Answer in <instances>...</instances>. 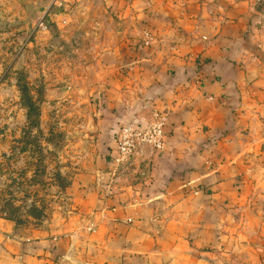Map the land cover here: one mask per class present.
I'll use <instances>...</instances> for the list:
<instances>
[{
  "label": "crops",
  "instance_id": "obj_1",
  "mask_svg": "<svg viewBox=\"0 0 264 264\" xmlns=\"http://www.w3.org/2000/svg\"><path fill=\"white\" fill-rule=\"evenodd\" d=\"M53 2L39 19L65 17L68 36L97 44L98 159L71 183L78 212L58 229L0 220V264H264L262 2ZM154 112L164 149L144 150L142 177L112 182L120 125Z\"/></svg>",
  "mask_w": 264,
  "mask_h": 264
},
{
  "label": "rangeland",
  "instance_id": "obj_2",
  "mask_svg": "<svg viewBox=\"0 0 264 264\" xmlns=\"http://www.w3.org/2000/svg\"><path fill=\"white\" fill-rule=\"evenodd\" d=\"M52 2L0 0V220L27 232L58 229L76 216L70 185L95 167L99 150L87 102L97 71L86 57L97 44L77 42L67 22L52 17L39 27L38 10ZM146 148L154 150L145 145L130 164L111 165L112 182L142 177Z\"/></svg>",
  "mask_w": 264,
  "mask_h": 264
},
{
  "label": "built area",
  "instance_id": "obj_3",
  "mask_svg": "<svg viewBox=\"0 0 264 264\" xmlns=\"http://www.w3.org/2000/svg\"><path fill=\"white\" fill-rule=\"evenodd\" d=\"M38 26L46 28L44 18L39 19ZM165 116L159 112H154L145 127L140 128L133 121L122 123L119 127L115 154L112 156L114 170L118 166H126L134 160L136 154L143 146H151L155 151H162L165 147ZM89 229H93L89 225ZM54 241L59 237H53Z\"/></svg>",
  "mask_w": 264,
  "mask_h": 264
}]
</instances>
